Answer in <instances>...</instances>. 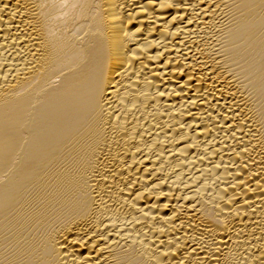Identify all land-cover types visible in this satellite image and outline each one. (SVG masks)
Segmentation results:
<instances>
[{"label": "bare ground", "instance_id": "obj_1", "mask_svg": "<svg viewBox=\"0 0 264 264\" xmlns=\"http://www.w3.org/2000/svg\"><path fill=\"white\" fill-rule=\"evenodd\" d=\"M0 264H264V0H0Z\"/></svg>", "mask_w": 264, "mask_h": 264}]
</instances>
